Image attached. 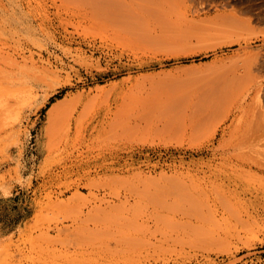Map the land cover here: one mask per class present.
I'll return each mask as SVG.
<instances>
[{
    "label": "rangeland",
    "instance_id": "obj_1",
    "mask_svg": "<svg viewBox=\"0 0 264 264\" xmlns=\"http://www.w3.org/2000/svg\"><path fill=\"white\" fill-rule=\"evenodd\" d=\"M15 213L0 264H264V0H0Z\"/></svg>",
    "mask_w": 264,
    "mask_h": 264
},
{
    "label": "bare ground",
    "instance_id": "obj_2",
    "mask_svg": "<svg viewBox=\"0 0 264 264\" xmlns=\"http://www.w3.org/2000/svg\"><path fill=\"white\" fill-rule=\"evenodd\" d=\"M138 9V8H137ZM124 10V9H123ZM236 89V88H235ZM232 86L221 90L220 93L217 95L212 96L209 100H206L200 104H197V106H193L194 109H192V112L194 116L199 120L204 115L212 112L216 107L219 105L228 103L229 99L235 94V90ZM243 89V88H242ZM241 90V89H240ZM178 105V104H177ZM194 105V104H192ZM191 106V108H193ZM173 106V105H172ZM167 109V108H166ZM186 109V108H185ZM171 110V109H170ZM172 111V110H171ZM173 112V111H172ZM189 119V118H188ZM197 120V121H198ZM69 121V120H68Z\"/></svg>",
    "mask_w": 264,
    "mask_h": 264
},
{
    "label": "crops",
    "instance_id": "obj_3",
    "mask_svg": "<svg viewBox=\"0 0 264 264\" xmlns=\"http://www.w3.org/2000/svg\"><path fill=\"white\" fill-rule=\"evenodd\" d=\"M25 183H27V180H25ZM18 194H19V192L14 194V196H17ZM18 209L19 208L17 207V210ZM14 211H15V209H14ZM13 216H16V217L14 219H12V221L8 225V228L0 225V239L4 238L6 236H9V235H14L15 231H17L21 228L22 220L20 219V215L15 213ZM8 229H9V231L7 232Z\"/></svg>",
    "mask_w": 264,
    "mask_h": 264
}]
</instances>
